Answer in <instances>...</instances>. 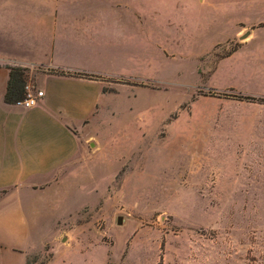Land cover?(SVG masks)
Wrapping results in <instances>:
<instances>
[{"label": "rangeland", "instance_id": "rangeland-1", "mask_svg": "<svg viewBox=\"0 0 264 264\" xmlns=\"http://www.w3.org/2000/svg\"><path fill=\"white\" fill-rule=\"evenodd\" d=\"M80 4L101 5L113 117L86 144V208L26 264L118 262L128 239L134 261L264 264V0Z\"/></svg>", "mask_w": 264, "mask_h": 264}, {"label": "crops", "instance_id": "crops-1", "mask_svg": "<svg viewBox=\"0 0 264 264\" xmlns=\"http://www.w3.org/2000/svg\"><path fill=\"white\" fill-rule=\"evenodd\" d=\"M80 1L0 0V264H26L52 244L60 218L87 206L86 144L113 117L117 94L104 91V77L114 76L110 41L98 38L101 5ZM17 68L25 85L43 92L29 109L5 102ZM134 241L118 262L99 264H151L130 259ZM62 248H52L47 264H86L60 259Z\"/></svg>", "mask_w": 264, "mask_h": 264}, {"label": "trees", "instance_id": "trees-1", "mask_svg": "<svg viewBox=\"0 0 264 264\" xmlns=\"http://www.w3.org/2000/svg\"><path fill=\"white\" fill-rule=\"evenodd\" d=\"M25 81V70L24 69H11L10 70V79L8 82L7 91L5 94V102L8 104H16L18 101H21L25 97L24 86ZM236 100L242 101H254V98L247 96H236Z\"/></svg>", "mask_w": 264, "mask_h": 264}, {"label": "built area", "instance_id": "built-area-1", "mask_svg": "<svg viewBox=\"0 0 264 264\" xmlns=\"http://www.w3.org/2000/svg\"><path fill=\"white\" fill-rule=\"evenodd\" d=\"M24 92H25V97L23 100L18 101L15 105L24 108V109H29L31 107L36 106L38 100L42 98L43 92L41 91H34L32 86L30 85H25L24 86Z\"/></svg>", "mask_w": 264, "mask_h": 264}, {"label": "water", "instance_id": "water-1", "mask_svg": "<svg viewBox=\"0 0 264 264\" xmlns=\"http://www.w3.org/2000/svg\"><path fill=\"white\" fill-rule=\"evenodd\" d=\"M247 36H248V34H245L244 36H242L241 39H245ZM116 223H117L118 226H121L122 223H123V218L122 217H118Z\"/></svg>", "mask_w": 264, "mask_h": 264}]
</instances>
